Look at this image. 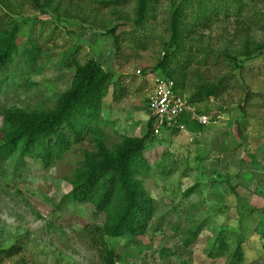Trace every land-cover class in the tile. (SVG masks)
I'll list each match as a JSON object with an SVG mask.
<instances>
[{"label": "rangeland", "instance_id": "rangeland-1", "mask_svg": "<svg viewBox=\"0 0 264 264\" xmlns=\"http://www.w3.org/2000/svg\"><path fill=\"white\" fill-rule=\"evenodd\" d=\"M7 1L0 0V15L22 17L26 40L0 77V126L3 108L52 107L75 65L90 59L111 75L102 112L108 145L121 135H145L152 78L166 55V68L185 75L182 95L203 94L193 105L211 122L191 131V140L172 129L146 141L152 172L144 186L155 211L143 235L103 238L116 264H264L255 231L264 217V48L239 69L224 55L241 51L242 39L253 42L251 49L264 43V2L244 0L242 20L253 16L247 38L235 31L248 22L230 17L169 48L172 0H149L140 24L137 0ZM112 28L117 41L106 33ZM24 47L38 52L35 62L26 61ZM213 85L218 96L206 97L201 87ZM89 148V138L72 144L48 169L38 159L0 157V250L11 249L0 264H103L94 229L104 214L65 197ZM220 232L226 252L219 249ZM239 238L242 258L235 260Z\"/></svg>", "mask_w": 264, "mask_h": 264}, {"label": "trees", "instance_id": "trees-1", "mask_svg": "<svg viewBox=\"0 0 264 264\" xmlns=\"http://www.w3.org/2000/svg\"><path fill=\"white\" fill-rule=\"evenodd\" d=\"M5 1L8 3L7 0ZM124 1L126 0H116V2ZM245 2L244 0H180L178 2L172 0L168 47L178 46L181 43L183 45L187 39H193L195 34H200L201 29H210L215 22L223 18L228 20L233 17L240 24L242 21L252 22L253 16L248 20H242L244 15L241 8L246 6ZM149 5V0H137L135 24H140L147 18ZM17 18L5 20L0 15V77L5 67L19 54L26 40L21 27L22 17ZM260 20L264 26V19ZM249 26L248 22L246 27L242 26V29L237 27L240 32L235 31V37L245 35L247 38L250 34L247 28ZM115 30L112 28L106 33L111 34L114 41H117ZM241 44V51L224 53L237 69L241 68L247 59L259 55L264 48L262 43L251 49L253 42L248 39H242ZM21 54L29 63L35 62L38 57V52L32 47H24ZM166 59L167 55L155 69L160 68L159 74L172 79L175 92L182 95L181 88L185 75H177L166 68ZM110 82V73L96 60L90 59L81 65H75L69 87L59 95L52 107L3 108L0 126V157L18 154L24 158L38 159L46 169L61 160L72 144L89 138L91 148L82 151V159L68 179L70 189L65 197L69 196L78 203L90 204L95 211L104 214L103 223L94 229L99 232L102 247L98 250L103 264L117 263L113 251L106 246L103 238L143 235L149 228L155 211L154 199L144 186L145 178L152 172L144 152L148 138L156 136L152 129L153 120L151 117L148 118L145 135H121L118 141L108 145V134L103 129L107 121L103 118L102 112L103 99L108 93ZM201 89H206V97L218 96L215 85L211 88L202 86ZM202 95L201 91H197L188 98V101L194 104V99L197 98L196 101H199ZM181 121L191 131L203 127L190 121L188 116H183ZM193 190V186L187 188L184 195H189ZM261 211L264 212V208ZM255 231L264 244V217L259 221ZM217 242L219 249L226 252L228 246L221 232L218 233ZM243 242L242 238L238 239L237 247L232 254L233 259L242 258ZM2 254L11 255V249L0 250V261Z\"/></svg>", "mask_w": 264, "mask_h": 264}, {"label": "built area", "instance_id": "built-area-1", "mask_svg": "<svg viewBox=\"0 0 264 264\" xmlns=\"http://www.w3.org/2000/svg\"><path fill=\"white\" fill-rule=\"evenodd\" d=\"M152 80L153 90L148 98L147 108L153 120V134L158 135L173 129L191 140L193 132L181 121L183 116H188L190 121L201 126H206L211 122L210 117L197 112L194 105L184 95L175 92L172 79L156 74Z\"/></svg>", "mask_w": 264, "mask_h": 264}]
</instances>
